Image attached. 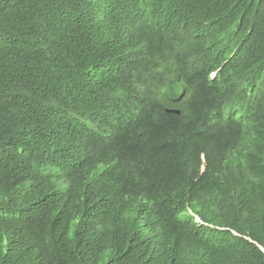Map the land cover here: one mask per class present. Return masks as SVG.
Here are the masks:
<instances>
[{
    "label": "trees",
    "instance_id": "trees-1",
    "mask_svg": "<svg viewBox=\"0 0 264 264\" xmlns=\"http://www.w3.org/2000/svg\"><path fill=\"white\" fill-rule=\"evenodd\" d=\"M179 1L198 19L176 39ZM149 15L152 46L204 41L203 71L258 88L247 119L215 91L190 121L162 104L120 131ZM196 20L237 33L213 45ZM0 264H264V0H0Z\"/></svg>",
    "mask_w": 264,
    "mask_h": 264
},
{
    "label": "clouds",
    "instance_id": "clouds-1",
    "mask_svg": "<svg viewBox=\"0 0 264 264\" xmlns=\"http://www.w3.org/2000/svg\"><path fill=\"white\" fill-rule=\"evenodd\" d=\"M104 11L107 15L109 14L105 3ZM170 12L175 20L172 33L169 36L176 37V39L186 33L190 16L198 19L195 6L188 8L180 1L177 10L172 9ZM111 20L115 24L116 22L121 23L120 20ZM196 22L197 26L206 29V35L213 37V45L219 41L226 42L237 33V31H233V29H237L236 26L229 22L219 23L213 20H196ZM156 26V20L152 15H149L142 20L138 19V25L134 29L138 39L133 49L134 59L132 61L143 72L142 75L137 74L133 96L123 104L124 109H121L119 114V123L122 124L120 131L124 128L123 125L133 124L136 118H143L146 111H155L156 107L162 104L165 105V113L173 117L175 122L190 121L201 110V102H204V98L207 101L214 97L215 91L219 93V97L223 101L229 100L237 104L234 119L240 117L247 119L252 114L259 98L257 87L252 90L238 89L233 72L224 68L223 65L216 67L213 62L209 69L203 71L201 60L206 53L204 50L208 51L204 41H201L200 50L197 51L201 52L202 57L199 59H193L196 56L193 54L197 52H194L191 47L179 49L174 54L169 53L160 38H157L155 46H152L144 37L154 33L157 30ZM248 43H252V40ZM189 65H192L193 68L189 69ZM185 74H189L193 81L188 79ZM203 79L206 80L207 86L202 85ZM175 89L179 94L177 96L174 95ZM197 118L196 127L198 125L205 127L207 119L202 115H197ZM142 125L145 130L149 131L151 125L143 119ZM108 131L114 132L111 129ZM145 139L151 140V138ZM106 160L110 161V165L115 161L109 156ZM116 178L121 185L120 177L116 176ZM187 249L189 254L190 248Z\"/></svg>",
    "mask_w": 264,
    "mask_h": 264
}]
</instances>
